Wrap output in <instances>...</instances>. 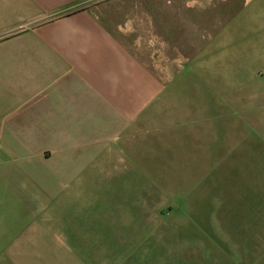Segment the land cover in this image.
<instances>
[{
	"label": "crops",
	"instance_id": "crops-1",
	"mask_svg": "<svg viewBox=\"0 0 264 264\" xmlns=\"http://www.w3.org/2000/svg\"><path fill=\"white\" fill-rule=\"evenodd\" d=\"M227 1L0 0V264H55L56 257L61 264L60 229L98 219L76 194L64 203L59 190L45 188L54 178L47 148H61L63 133L106 124L104 134L109 117L137 115L141 85H154L148 98L161 99L156 84L173 82L190 63L209 79L201 100H229L240 121L232 137L252 131L251 116L264 117V0H244L224 29L208 42L192 40L195 51L181 60L178 42L163 31L176 19L189 28L175 27L182 44L191 30L207 35L188 11L200 18ZM144 14L167 41L152 48L148 64L137 56Z\"/></svg>",
	"mask_w": 264,
	"mask_h": 264
},
{
	"label": "rangeland",
	"instance_id": "rangeland-1",
	"mask_svg": "<svg viewBox=\"0 0 264 264\" xmlns=\"http://www.w3.org/2000/svg\"><path fill=\"white\" fill-rule=\"evenodd\" d=\"M243 1L222 2L200 18L188 11L207 34L191 30L188 43L175 32L188 24L172 20L163 31L178 42L176 58L195 51L192 40L208 42L224 29ZM138 17L148 27L137 35V56L148 64L152 48L167 41L147 14ZM189 65L156 84L161 99L148 98L154 85H141L137 115L109 117L104 134L106 124L63 133L61 148H47L54 178L45 188L59 190L64 203L76 194L78 205L96 207L86 215L98 218L60 229L61 264H264V117L251 116L242 141L232 137L240 121L229 100H201L208 76Z\"/></svg>",
	"mask_w": 264,
	"mask_h": 264
}]
</instances>
